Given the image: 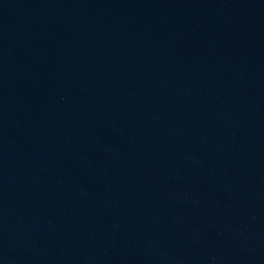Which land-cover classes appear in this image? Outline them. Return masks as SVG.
<instances>
[{"label":"water","instance_id":"1","mask_svg":"<svg viewBox=\"0 0 264 264\" xmlns=\"http://www.w3.org/2000/svg\"><path fill=\"white\" fill-rule=\"evenodd\" d=\"M0 18L264 139V0H0Z\"/></svg>","mask_w":264,"mask_h":264}]
</instances>
